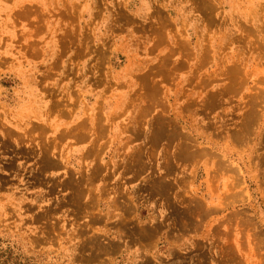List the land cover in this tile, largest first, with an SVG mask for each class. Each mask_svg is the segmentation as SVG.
I'll return each instance as SVG.
<instances>
[{
	"label": "rangeland",
	"instance_id": "374dc122",
	"mask_svg": "<svg viewBox=\"0 0 264 264\" xmlns=\"http://www.w3.org/2000/svg\"><path fill=\"white\" fill-rule=\"evenodd\" d=\"M123 101L138 125L113 140L121 119L101 120ZM169 116L183 168L216 189L175 212L210 236L150 258L146 209L104 171L120 152L163 172ZM0 264H264V0H0Z\"/></svg>",
	"mask_w": 264,
	"mask_h": 264
},
{
	"label": "crops",
	"instance_id": "0c3cea01",
	"mask_svg": "<svg viewBox=\"0 0 264 264\" xmlns=\"http://www.w3.org/2000/svg\"><path fill=\"white\" fill-rule=\"evenodd\" d=\"M163 53L165 56L166 53ZM159 57L160 55L158 54H152L146 62H155ZM185 63V55L173 60L172 64L175 69L173 73L166 75V80H168V82L164 84L166 93L169 95H178L182 93L184 88L182 83L186 78V74L184 73ZM134 76L135 74H133L132 77ZM171 79H176L174 85H171ZM171 99L176 101V98ZM180 101L181 99L175 103L176 109L182 108V103ZM135 110H138V106L135 107L132 102H116L111 115L107 117V119L101 120L103 122H105V120L108 122V120L110 121L115 118L121 119V121L116 122L111 131L113 140H120L124 135V130L125 134L127 129H130L131 134L133 133V129L138 125ZM158 111L159 109H157L154 114L157 115L156 112ZM162 114H164V112ZM154 121L155 119L152 118L151 121L148 122V136L153 135L152 128L154 127ZM107 122L102 124L107 125L110 123ZM166 126L167 130L165 134L168 138L163 141L167 144L159 145L158 152L161 154H157V156L160 157L162 155V165L164 169L160 170L163 172L140 173L129 165L133 157L131 155L126 156L120 152L111 158L110 168H106L104 171L105 183L103 189L105 192L108 190L107 187L105 188L107 183L110 186L109 189L114 186L116 188L127 187L131 194V202H129L128 199L126 202L133 205L135 203V205L146 209L149 229L153 232L152 234L155 239L158 238L153 246H149L148 249L143 251L144 254L150 258L156 257V255L160 253L159 248L161 244L165 245V253L175 255L182 246H193L199 238H208L210 236L209 231L200 229V226L196 223L199 219H196V217L189 219L188 225L180 223L181 221L178 220L180 218L175 212V207H185L188 201L191 203L194 201L198 202L202 197H211L215 195L214 190H216L213 186V180L215 179H213L212 172L208 174V177L203 183L196 186L197 174L187 172L186 169L183 168L184 161L182 160L180 152L170 144L172 141L175 143L176 140H180V137H176V140H174V135L184 136V123L179 117L169 116ZM71 152H81V158H83V160L90 154V150L85 147L77 148L73 146ZM126 158L128 159L126 160ZM219 173L220 172L216 173V179ZM225 174L230 178L229 175L234 174V168H228ZM203 190L206 192L205 195H203V192L201 194ZM231 190L232 188H230V184L227 181L224 193L228 195ZM113 198L115 200L114 204L118 205L117 198L112 197L110 199ZM210 213L211 212H209V214ZM206 219H208V217ZM202 220L204 221L205 219L202 218Z\"/></svg>",
	"mask_w": 264,
	"mask_h": 264
}]
</instances>
